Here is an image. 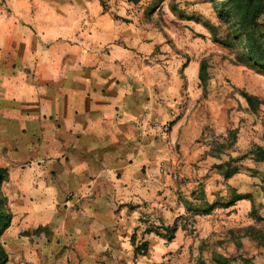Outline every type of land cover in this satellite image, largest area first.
Listing matches in <instances>:
<instances>
[{
	"label": "crops",
	"instance_id": "obj_1",
	"mask_svg": "<svg viewBox=\"0 0 264 264\" xmlns=\"http://www.w3.org/2000/svg\"><path fill=\"white\" fill-rule=\"evenodd\" d=\"M149 3L0 6L1 191L14 240L5 264H235L239 232L256 231L255 166L232 161L229 178L216 167L204 122L179 106V77L162 83Z\"/></svg>",
	"mask_w": 264,
	"mask_h": 264
},
{
	"label": "rangeland",
	"instance_id": "obj_2",
	"mask_svg": "<svg viewBox=\"0 0 264 264\" xmlns=\"http://www.w3.org/2000/svg\"><path fill=\"white\" fill-rule=\"evenodd\" d=\"M6 2L0 0V6L5 7ZM228 6L227 0H150L145 18L159 41L154 50L157 62L162 72L170 75L162 83L171 84L173 74H177L179 106L204 122L202 139L216 151L217 162L247 155L241 166H255L252 172L257 177L258 194L253 211L257 227L252 236L239 232L241 245L246 248L234 252L232 258L235 264H264V163L255 162L249 154L256 145L264 147V66L249 56L247 36ZM260 9L259 35L264 39V0ZM207 22L214 27L210 29ZM202 61L208 76L204 86L201 80L193 83L184 77V71L190 76L199 73ZM245 94L254 97L252 104ZM210 166L213 169V164L207 163V169ZM214 181L224 190L225 180ZM4 193L1 191L0 199ZM37 229L49 232L45 227ZM13 241L9 228L0 235V245L6 251L13 248Z\"/></svg>",
	"mask_w": 264,
	"mask_h": 264
},
{
	"label": "trees",
	"instance_id": "obj_3",
	"mask_svg": "<svg viewBox=\"0 0 264 264\" xmlns=\"http://www.w3.org/2000/svg\"><path fill=\"white\" fill-rule=\"evenodd\" d=\"M228 7L230 8V13L235 15L236 22L239 26L242 27L244 33L247 36L248 40V50L249 56L254 61L255 64L264 66V39L261 35H259V31L262 28V25L259 23V16L263 12L261 11V5L263 0H227ZM229 13V12H228ZM231 15V14H230ZM221 18H224L222 13L220 14ZM228 17V16H226ZM208 27L211 29L214 26L206 23ZM199 78L205 85L207 81V71H206V63L204 61L201 62L200 70H199ZM249 104H252L253 96L245 94ZM256 161L264 163V147L260 145H256L250 153ZM247 155H243L241 157L231 158L228 161L223 163H219L216 167L223 171V174L226 178L232 176L237 170V167H231L232 161H240L244 159ZM8 177V169L6 167H0V193H1V185ZM3 198L0 199V235L7 230L11 226L13 213L8 206V199L5 195H2ZM208 211V210H206ZM204 211V212H206ZM41 228V227H39ZM177 225L175 224L172 227H166L165 230L167 233L164 236L167 240H171L174 237L176 232ZM148 231H155L159 234H162L160 229H147ZM142 248L147 249V245L142 243L137 246L136 250L140 253ZM8 261V252L0 245V264H5Z\"/></svg>",
	"mask_w": 264,
	"mask_h": 264
},
{
	"label": "built area",
	"instance_id": "obj_4",
	"mask_svg": "<svg viewBox=\"0 0 264 264\" xmlns=\"http://www.w3.org/2000/svg\"><path fill=\"white\" fill-rule=\"evenodd\" d=\"M147 252V249H144V248H142V250H141V254H145Z\"/></svg>",
	"mask_w": 264,
	"mask_h": 264
}]
</instances>
